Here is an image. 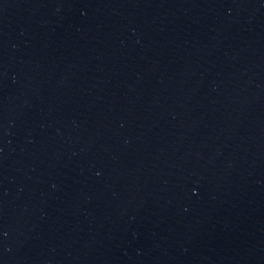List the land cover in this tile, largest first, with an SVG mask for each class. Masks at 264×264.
<instances>
[{
	"label": "water",
	"instance_id": "95a60500",
	"mask_svg": "<svg viewBox=\"0 0 264 264\" xmlns=\"http://www.w3.org/2000/svg\"><path fill=\"white\" fill-rule=\"evenodd\" d=\"M0 264H264V0H0Z\"/></svg>",
	"mask_w": 264,
	"mask_h": 264
}]
</instances>
